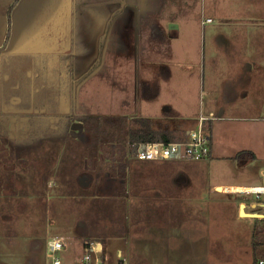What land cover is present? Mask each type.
<instances>
[{"label":"rangeland","instance_id":"374dc122","mask_svg":"<svg viewBox=\"0 0 264 264\" xmlns=\"http://www.w3.org/2000/svg\"><path fill=\"white\" fill-rule=\"evenodd\" d=\"M108 2L117 8L109 10ZM122 3L135 8L129 21L119 22L134 20L136 47L128 51L135 52V63L119 60L90 78L102 36L75 48L64 37L96 20L104 33ZM0 5V264H49L46 243L52 239L63 244L57 254L61 264H76L85 240L101 244L108 264L264 262V218L254 217L264 208L242 217L238 194L211 187L262 184L256 177L261 164L132 159L139 144L126 136L132 120L145 122L155 139L163 128L182 132L197 126L200 81L174 80L180 90L162 116L161 103L145 110L124 79L141 70L145 51L147 75L169 71L201 78L203 72L205 90L206 82L214 86L207 79L210 61L226 67L238 60L242 74L244 62L253 59L251 44L264 40V0H0ZM148 33L155 40L145 45L140 37ZM111 70L120 74L117 80L109 78ZM38 75L57 81L58 94L37 101ZM245 115L224 114L232 119L222 125L241 127L245 123L237 117ZM30 117L42 120L52 135L26 137L24 118ZM103 118L114 121L109 125ZM244 200L263 202L264 196Z\"/></svg>","mask_w":264,"mask_h":264},{"label":"crops","instance_id":"0c3cea01","mask_svg":"<svg viewBox=\"0 0 264 264\" xmlns=\"http://www.w3.org/2000/svg\"><path fill=\"white\" fill-rule=\"evenodd\" d=\"M108 3L109 10L117 8L115 2ZM3 8V5H0V15L2 14ZM8 9L12 10V8ZM134 10L135 8L133 6H130L127 3H122L120 12L115 16L116 18L114 17L115 19L113 18L114 20L112 19V22L107 25L104 33L103 24L99 25L98 20H96V23H93L94 25L86 24L85 27H80L81 29H78L79 26H77L76 29H71L70 38H68L67 35L64 37L65 40L70 42V47L75 48V46L82 45L87 40H89L91 44L97 43L100 36H102L101 51L98 54L97 62L90 70L91 74L88 77L94 78L100 75L102 68H113L119 63V60L127 63L129 61L135 63V52L131 54V52L128 51L129 48L131 50L136 47L134 38L132 37V31L135 30L134 20L131 23H119L120 20L127 19L129 21ZM154 40L155 38H152L149 33L143 34L142 37H140V41L144 42L145 45ZM251 45L254 48V50H251L253 59L251 63L244 62V70H241L242 74L238 72V60H234L233 62L227 61L226 67L220 65L218 67L214 60L210 61L207 79L210 77L214 81V86L211 88V84L206 82V86H208L206 90L204 89L205 74H203V72L201 73V78L194 73H189L186 77L183 75L174 77V74L169 73V71H165L163 74L155 71V74L147 75V71L144 70L150 60L145 56L146 51L138 64L143 71H129V74L127 73L124 76V79L127 80L126 88L132 93L131 97H139L140 104H142V107L147 111L148 109L149 111H153L152 106L156 103H161L158 111L162 112V116L170 109V104L168 102L175 101L178 96L177 92L179 93L180 84L178 82L173 83L174 80L181 81L182 79L188 78L190 81H200L199 85L201 92H199L198 97V110L200 113H198L197 119L199 117L205 119V121H203V127L207 130L210 137L209 155L207 159L203 161H229V163L235 164L236 166H252L253 163H259V165H262L259 166L256 171V177L262 184L211 185V187H215L214 189L217 192L238 194V210L243 214L241 215L242 217H246V215L260 214L257 212V209L264 208V201L255 203L244 200L246 196L248 198L251 196V194H249L251 189L259 192L264 188V116L247 115L248 112L264 111V40L260 43H254ZM140 46L141 42L139 47ZM1 54L2 38L0 39V58ZM107 73L112 81L117 80L118 76H120V74L115 73L113 70L108 71ZM243 81H245L246 84L242 83ZM249 81H251L250 94L248 91L249 87L247 86ZM113 84L114 83L112 82L111 85ZM192 85L194 86L193 82ZM136 91L139 94L136 93ZM135 93L137 94L136 96ZM180 96L181 98L184 97L183 94ZM186 96H188V94ZM240 112L246 113V115L238 116V122H244L245 125L241 127L238 125V127L231 128L227 125H222L224 119H232L230 117L224 118V114L230 116ZM147 119L151 122L153 118L147 116ZM174 129L179 128L172 126L163 128L162 130L168 131ZM186 131L189 130L183 129L182 132L185 134ZM256 140L262 142V145L259 146L262 148H257L255 146L258 143ZM240 152L242 154H238ZM205 176H207L206 170ZM245 210L249 212L245 213Z\"/></svg>","mask_w":264,"mask_h":264},{"label":"built area","instance_id":"2783aa9c","mask_svg":"<svg viewBox=\"0 0 264 264\" xmlns=\"http://www.w3.org/2000/svg\"><path fill=\"white\" fill-rule=\"evenodd\" d=\"M206 22H209V20H206ZM203 121L205 119L199 117L197 126L192 130L186 131L182 141H152L138 144L132 151V159L139 162L203 161L207 159L210 137L207 130L203 127ZM249 194L257 198L260 195H264V192ZM60 252H63V244L59 239H52L46 243V254L49 257V264H61L57 257ZM75 260L76 264H108L103 247L95 240L82 241ZM254 264H264V262L257 260Z\"/></svg>","mask_w":264,"mask_h":264},{"label":"trees","instance_id":"16d2710c","mask_svg":"<svg viewBox=\"0 0 264 264\" xmlns=\"http://www.w3.org/2000/svg\"><path fill=\"white\" fill-rule=\"evenodd\" d=\"M3 63L4 59L1 56L0 58V67L1 69L3 68ZM48 78V77H47ZM47 78L42 75H38L35 79L41 81V86L38 91H35V94L40 95V98H37V101H40L41 99L44 98L45 94H50V95H57L59 88H58V82L56 81L55 83L54 80L50 82H47ZM52 83V84H51ZM53 85H56L55 87ZM37 89V86H36ZM35 89V90H36ZM36 100V99H35ZM43 115V114H42ZM44 115H49V114H44ZM41 116V115H40ZM26 122V128H25V136L27 137H32V138H46L52 135V131L42 125V120H36L38 119L35 117H30V118H24ZM91 119V118H90ZM92 120V119H91ZM96 120H99L98 118ZM102 121H106L110 125L111 120L114 121V119H106L103 118L101 119ZM119 120L120 119H115ZM41 123V124H40ZM122 123V120H121ZM123 128V127H121ZM24 136V137H25ZM126 136L134 140L136 142L144 143V142H152V141H161V142H178L182 141L184 138V133L181 131H161L158 133L157 139H155V134L153 131L149 128V126L140 120H132V122L128 123L127 125V130H126ZM238 154H242L241 152Z\"/></svg>","mask_w":264,"mask_h":264},{"label":"water","instance_id":"95a60500","mask_svg":"<svg viewBox=\"0 0 264 264\" xmlns=\"http://www.w3.org/2000/svg\"><path fill=\"white\" fill-rule=\"evenodd\" d=\"M132 10V9H131ZM263 184H264V181H263ZM239 215L241 216V215H243L242 213H241V211H239ZM247 216V215H246ZM254 217H260V218H264V216L263 215H256V216H254Z\"/></svg>","mask_w":264,"mask_h":264},{"label":"bare ground","instance_id":"6f19581e","mask_svg":"<svg viewBox=\"0 0 264 264\" xmlns=\"http://www.w3.org/2000/svg\"><path fill=\"white\" fill-rule=\"evenodd\" d=\"M249 192H250V193H255V192H258V191H255L254 189H251ZM263 192H264L263 189H261V190L259 191V193H263Z\"/></svg>","mask_w":264,"mask_h":264},{"label":"flooded vegetation","instance_id":"af4514ba","mask_svg":"<svg viewBox=\"0 0 264 264\" xmlns=\"http://www.w3.org/2000/svg\"><path fill=\"white\" fill-rule=\"evenodd\" d=\"M130 23V22H129Z\"/></svg>","mask_w":264,"mask_h":264}]
</instances>
